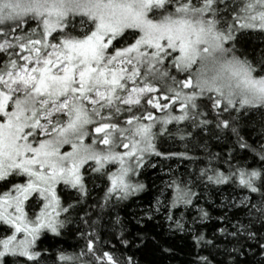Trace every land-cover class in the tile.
Instances as JSON below:
<instances>
[{
  "label": "snow or ice",
  "instance_id": "obj_1",
  "mask_svg": "<svg viewBox=\"0 0 264 264\" xmlns=\"http://www.w3.org/2000/svg\"><path fill=\"white\" fill-rule=\"evenodd\" d=\"M0 264H264V0H0Z\"/></svg>",
  "mask_w": 264,
  "mask_h": 264
}]
</instances>
